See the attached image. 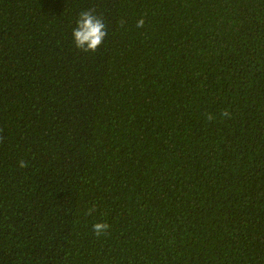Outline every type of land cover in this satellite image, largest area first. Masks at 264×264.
<instances>
[{"label": "trees", "instance_id": "1", "mask_svg": "<svg viewBox=\"0 0 264 264\" xmlns=\"http://www.w3.org/2000/svg\"><path fill=\"white\" fill-rule=\"evenodd\" d=\"M0 264H264V0H0Z\"/></svg>", "mask_w": 264, "mask_h": 264}, {"label": "clouds", "instance_id": "2", "mask_svg": "<svg viewBox=\"0 0 264 264\" xmlns=\"http://www.w3.org/2000/svg\"><path fill=\"white\" fill-rule=\"evenodd\" d=\"M145 24L144 18H140L137 21L136 27H143ZM107 35L106 24L104 20L95 14V9H88L81 11L76 20L75 27L72 29L73 42L77 49L84 52H95L103 43ZM223 116H230V113L225 110L222 113ZM209 120L213 119V116L209 114ZM20 167H26L24 161H20ZM95 211V207L88 210V215H91ZM110 225L106 222H96L93 225V233L99 237L105 235L108 232Z\"/></svg>", "mask_w": 264, "mask_h": 264}]
</instances>
